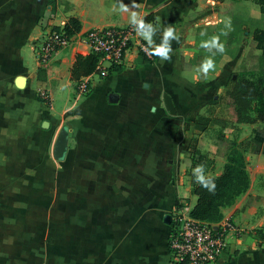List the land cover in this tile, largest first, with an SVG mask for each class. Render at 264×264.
I'll return each mask as SVG.
<instances>
[{
  "label": "crops",
  "instance_id": "0c3cea01",
  "mask_svg": "<svg viewBox=\"0 0 264 264\" xmlns=\"http://www.w3.org/2000/svg\"><path fill=\"white\" fill-rule=\"evenodd\" d=\"M243 1L0 0V264H169L166 215L181 198L194 205L188 173L223 171L225 156L214 144L200 148V137L229 119L221 96L253 32L264 28L259 5L252 2L247 12ZM51 11L57 20L76 18L80 30L151 15L141 37L153 61L135 65L138 55L107 77L91 74L87 94H75L71 69L87 50L64 48L44 67L31 51L39 18ZM247 23L254 25L250 32ZM168 28L173 35L166 37ZM158 48L168 49L166 56L155 55ZM206 58L215 63L207 74L200 68ZM38 68L45 70L43 83ZM41 88L49 103L39 100ZM235 125L251 133L249 187L222 210L240 232L217 264H264V124ZM63 126L67 149L56 160L53 145ZM193 149L213 163L193 167ZM59 210L56 248L53 225L39 224L37 216Z\"/></svg>",
  "mask_w": 264,
  "mask_h": 264
},
{
  "label": "built area",
  "instance_id": "2783aa9c",
  "mask_svg": "<svg viewBox=\"0 0 264 264\" xmlns=\"http://www.w3.org/2000/svg\"><path fill=\"white\" fill-rule=\"evenodd\" d=\"M39 25L40 34L31 43L39 67L46 66L58 51L73 45L98 55L95 74L99 77L107 76L111 65L125 67L139 53L150 59L154 57L136 23L95 27L69 34L64 28L65 21L57 20L56 13L51 11L39 18ZM77 90L81 94L90 90L89 76L79 81ZM39 93L41 99L49 101L46 91L40 89ZM191 208L189 202L181 198L171 209L167 234L169 264H217L228 248L229 240L239 234L240 229L230 217L218 222L197 219L190 215Z\"/></svg>",
  "mask_w": 264,
  "mask_h": 264
},
{
  "label": "trees",
  "instance_id": "16d2710c",
  "mask_svg": "<svg viewBox=\"0 0 264 264\" xmlns=\"http://www.w3.org/2000/svg\"><path fill=\"white\" fill-rule=\"evenodd\" d=\"M223 1V0H214ZM52 2V0H49ZM261 12L264 13V0L256 2ZM147 15L140 19L136 24L140 27L141 22L144 27L140 29L146 31L151 19ZM67 33L72 34L80 30L79 21L76 18H69L64 26ZM253 42L255 48L259 51L254 55L257 63L254 66H246L244 62L231 74L229 78V87L224 93V103L231 116L233 124L237 123H262L264 124V28L256 29L253 32ZM98 55L92 52L88 54L77 53L75 62L71 69V78L76 82V88L82 77L90 76L96 73ZM153 61L142 53H139L136 64ZM124 68L120 65H111L108 73L119 72ZM45 70L38 68L37 81L43 83L45 80ZM105 76V77H107ZM104 78V77H101ZM39 100L49 103V101ZM192 166H198L201 162L210 166L213 161L206 155H202L195 149L192 151ZM247 147L244 141L236 142L229 140L227 149L223 154L225 163L223 171L217 176H201L191 173L190 185L191 193L196 196V201L190 210V215L208 222H218L223 218V208L234 203L235 199L244 193L249 187V174L247 171L248 160L246 157ZM211 187L215 183V190L208 191L202 187L200 182Z\"/></svg>",
  "mask_w": 264,
  "mask_h": 264
},
{
  "label": "rangeland",
  "instance_id": "374dc122",
  "mask_svg": "<svg viewBox=\"0 0 264 264\" xmlns=\"http://www.w3.org/2000/svg\"><path fill=\"white\" fill-rule=\"evenodd\" d=\"M258 1L259 0H246V1L244 0L243 3L247 5V7H246L247 12L250 11V7L252 6V2L254 3V2H258ZM209 8H213L214 12H216L218 10V8L216 6L215 7L209 6ZM245 26H246L245 30L250 32L254 25L247 23V24H245ZM258 54H259V51L255 48L254 42L252 41L249 44V48H248L247 54H246V56H245V58L243 60L244 64L246 66H254V65H256L257 61H256L254 55H258ZM96 76L98 77V74H95L94 77H96ZM76 82L77 81H73L72 84H73V88H74L75 94L76 93L79 94V92H78V90L76 88ZM90 82H91V80H89V83ZM41 89L43 91H45V89H43V88H41ZM38 94L40 95L39 92H38ZM83 95H85V94H83ZM221 99L223 100V104H224V106L226 108V113H227L229 119L225 120V123H224V125L222 127L218 128L217 130L213 129L211 132H208L209 135L207 137L206 136L200 137L201 146H199V147L200 148L208 147V145H209V147H211V145L214 144V146H215L214 150L220 152L223 155L225 153L226 149H227L229 140H234L236 142L244 141L246 147L249 148V144H250V142L252 140L249 128H247V127L246 128H239L237 125L232 123L231 116H230V114L228 112V109H227L225 103H224V94L221 96ZM217 107L219 108V115L221 116V112L223 113L224 110L221 109L220 103H219V105ZM221 132H224V134L227 133L228 137H226L225 135L222 136ZM192 151L189 152V157L192 155V153H193ZM202 164L204 166L206 165V163L205 164L202 163ZM55 170H56V168H55ZM54 174L58 175V174H60V172L56 173V171H55ZM188 174H191V173H188ZM182 195L190 196L191 194H185V192L183 191ZM25 201L26 200H23V204L25 203ZM192 201H194L193 197H192ZM59 208H60V204H59ZM37 218L39 220V224L45 223V219H47L48 223L47 222L46 223L48 225H53V227H54V232H53V234H54V236H53L54 243L53 244L55 245L56 248H59L60 244H61V237L60 236H61V223H62V217H61V214H60V210L57 211L54 215H48V216L38 215ZM23 222H24V220H23ZM59 251H60V249H59Z\"/></svg>",
  "mask_w": 264,
  "mask_h": 264
},
{
  "label": "clouds",
  "instance_id": "9594fccd",
  "mask_svg": "<svg viewBox=\"0 0 264 264\" xmlns=\"http://www.w3.org/2000/svg\"><path fill=\"white\" fill-rule=\"evenodd\" d=\"M121 9L123 11H127L128 10L127 9V6H124V5L121 6ZM140 27L141 28L144 27V25H143L142 22L140 24ZM172 35H173L172 28H168L166 30L165 36L168 37V36H172ZM212 44H213L214 47L217 48V52L223 53L225 51L224 45L219 42V37L214 36L213 37ZM202 47L207 48L208 47V44L206 42H203L202 43ZM167 51H168V49H166V48H158V49H155V55H158V56H166ZM200 68H201V71L203 73L207 74L208 71H209V69H213V70L215 69V63H214L213 59L206 58L202 62ZM200 184H201L202 187H205L210 192L215 190V183H212L211 187H208V185L206 183H203V178H201Z\"/></svg>",
  "mask_w": 264,
  "mask_h": 264
},
{
  "label": "water",
  "instance_id": "95a60500",
  "mask_svg": "<svg viewBox=\"0 0 264 264\" xmlns=\"http://www.w3.org/2000/svg\"><path fill=\"white\" fill-rule=\"evenodd\" d=\"M20 79L21 78H18V80H17L18 83H20V81H21ZM163 102H164L166 110L169 113H171V114L175 113V109H174L172 100L167 93H164V95H163ZM44 125H46V122H44ZM66 149H67V127L63 126L61 128V130L59 131V133L55 139L54 145H53V157H54V159L62 160L64 158ZM166 218L168 219V220L165 219L166 222L169 223L170 222V215H166Z\"/></svg>",
  "mask_w": 264,
  "mask_h": 264
}]
</instances>
